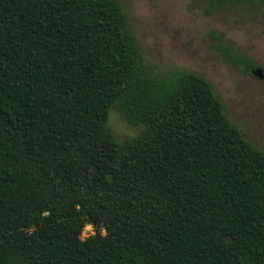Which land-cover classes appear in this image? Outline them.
I'll return each mask as SVG.
<instances>
[{"label":"trees","instance_id":"16d2710c","mask_svg":"<svg viewBox=\"0 0 264 264\" xmlns=\"http://www.w3.org/2000/svg\"><path fill=\"white\" fill-rule=\"evenodd\" d=\"M0 264H264V150L206 76L149 71L119 0H0Z\"/></svg>","mask_w":264,"mask_h":264},{"label":"rangeland","instance_id":"374dc122","mask_svg":"<svg viewBox=\"0 0 264 264\" xmlns=\"http://www.w3.org/2000/svg\"><path fill=\"white\" fill-rule=\"evenodd\" d=\"M129 15L141 54L151 73L193 70L215 86L233 123L252 144L264 150V7H247L206 15L191 0H119ZM226 43L249 55L261 74L247 75L233 66L218 46ZM109 129L120 141L136 136L143 126L129 124L112 109ZM94 232L87 225L83 237Z\"/></svg>","mask_w":264,"mask_h":264},{"label":"water","instance_id":"95a60500","mask_svg":"<svg viewBox=\"0 0 264 264\" xmlns=\"http://www.w3.org/2000/svg\"><path fill=\"white\" fill-rule=\"evenodd\" d=\"M261 69L259 68L257 71H256V74H261Z\"/></svg>","mask_w":264,"mask_h":264}]
</instances>
